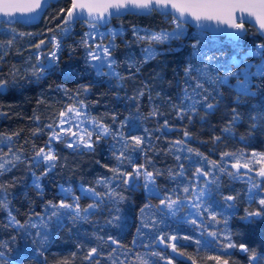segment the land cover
I'll return each instance as SVG.
<instances>
[{"label": "trees", "instance_id": "1", "mask_svg": "<svg viewBox=\"0 0 264 264\" xmlns=\"http://www.w3.org/2000/svg\"><path fill=\"white\" fill-rule=\"evenodd\" d=\"M69 6L70 0L50 4L36 25H0V79L9 81V87L0 93V137L12 136L11 144L0 148V157L8 153L9 147L20 156L13 167L0 173V185L6 190L9 205L7 210L0 208V251H4L14 264H96V260L85 259L93 247L102 253L96 258L100 264H112L113 260L117 264H141L143 260L148 264H168V259L172 264H193V260L195 264H216L209 259L212 256H221L229 264H248V254L239 248L241 244L264 257V219L253 218L250 223L243 219L246 211L253 212L258 207V203L249 201L251 185L245 179H234L227 174L232 173L233 164L249 163L252 177L257 178L254 173L264 166L259 162L251 163L252 153H264V125L252 128L250 119L254 111L264 109V79L253 77L251 82L256 95L242 98L239 104L234 87L221 86L219 92L222 95H216L213 87L205 83L204 87L215 96V101H219L218 107L207 115L199 108V114L193 115L191 122L177 116L185 89L191 94L195 85L192 77L198 75L192 71L186 76L185 69L189 65L199 69L207 64L208 76L223 77L229 71H238L232 62L237 51L243 55L264 39L249 25H245L246 32L238 42L224 36H209L186 26L182 37L157 44V54L145 60L142 45L146 41H136L133 28L140 30L142 35L171 29V16L157 12L125 14L112 18L108 24L121 30L114 38L117 47L112 53L115 71L122 77L117 79L98 75L88 61V45L82 43L85 40L82 23H73L68 33L61 34L63 26L60 23ZM52 36L61 45L56 69L37 79L31 72L37 65V57L47 63L48 47L38 50L35 45L40 41L49 42ZM8 40H12L10 45L6 43ZM197 40H200L199 54L192 47ZM246 61L256 65L261 63V58L247 56ZM252 71L255 72V68ZM205 78L200 82L204 83ZM229 84L234 86L236 78L230 77ZM78 101H83V111L89 119L108 125L113 133L123 135H109L96 141L93 130L92 149L67 147L69 140L66 137L54 140L51 150L57 156L55 166L42 175L45 172L34 162L35 154L40 148H49V138L60 120V113L69 106L78 107ZM183 106L186 107L187 102ZM233 108L241 118L230 133H224L222 129L232 118ZM154 111L157 114L151 115ZM185 131L191 133L187 144L174 146L175 141L185 139ZM136 136L143 138L139 148L132 140ZM215 136L221 139L214 141ZM188 146L198 149L207 161H216L218 166L227 169L224 173L219 170L218 174L210 173L214 183L202 205V208L207 207V212L194 218L187 207L173 216L160 206V200L166 195L188 201L186 197L190 198L191 193L185 194L184 187H205L202 179L194 180L196 169H204L196 160L201 157L182 150ZM122 150L127 159L121 164L117 156ZM224 152L236 153L239 159H221ZM240 153L244 155L241 157ZM8 158L11 159V155ZM255 159L259 161L260 158ZM181 164L183 176L177 175L173 179L172 175L181 171ZM139 165L154 173L159 195L146 193L141 178L137 182L130 180L127 186L122 180H112L110 187L123 199L103 197L100 206L87 220L74 223L71 213L61 209L67 214L60 223L56 224L55 217L49 221L48 217L55 211L52 205H58L62 200L72 203L73 195L80 197L81 208L94 202L79 194V185L105 193L108 189L98 184V180L112 178V169L119 167L122 172H130ZM34 175L39 176V188L33 182ZM257 179L264 187V178ZM59 187L71 188L72 193L66 198ZM254 191L260 193L259 189ZM260 195L264 193L257 195V202ZM227 196L235 199L226 201ZM229 204L233 207H228ZM8 210L24 225L23 229L11 225ZM210 214H215L219 223L212 221ZM192 219H196V224L191 222ZM32 224L37 227L32 228ZM145 224L150 226L144 227ZM37 231L47 238L44 243L34 245L32 241ZM211 232L230 235L231 242L237 247L227 249L225 255L219 245L228 241L223 235L219 239L209 236ZM161 236L165 237L163 243L159 240ZM172 236L177 240L168 239ZM198 239L202 245L205 241L214 242L211 247L197 246L195 241ZM172 243L176 244L175 253L170 246ZM154 252L161 256H152ZM109 253H112L111 258ZM181 253L185 255L181 256ZM263 262L264 259L260 264Z\"/></svg>", "mask_w": 264, "mask_h": 264}, {"label": "snow or ice", "instance_id": "2", "mask_svg": "<svg viewBox=\"0 0 264 264\" xmlns=\"http://www.w3.org/2000/svg\"><path fill=\"white\" fill-rule=\"evenodd\" d=\"M45 4V0H3L0 3V13L3 14V17L0 18V25L15 23L18 21L17 14H19L20 19H24L25 22L30 19H34L36 15L43 9ZM62 13L65 12V9L60 10ZM126 12H133L136 14H150L152 12H159L162 15H171L173 18V22L176 27L172 32H159V33H150L147 35H140V30L133 28V36L136 41H146L147 46L143 49L145 53V60L153 58L157 53L155 47L153 45L163 44L165 41L170 39H179L184 35L183 25L189 22V18L191 20L197 22V26L201 29V31L206 32L209 30L208 24L205 22L214 21L217 25H227L228 28L233 31L229 33V35L235 41H239L241 36L246 32L244 27L245 19H248L249 23H253L258 26V31L264 34V0H72L71 6L66 10V16L64 17V31H68L70 22L76 20H85L86 23L89 24L90 32L86 33L85 36L91 39L93 35L99 34L104 35L102 33H98L97 26L101 23H106L112 16L123 15ZM239 14V15H238ZM246 14V16H245ZM237 19L240 20L237 23ZM14 31V30H13ZM21 35H24L21 33ZM113 40L109 41L107 45L98 44L94 49L89 48L88 56L92 61H97V63L92 64V67L96 69L98 75H108L111 77H116L117 79H122L119 76V73L115 71L114 65L116 64L115 59L112 56V53L115 51L117 45L114 43V38L118 33H111ZM52 41L54 43V47L59 50L61 45L60 41L56 39V37H52ZM7 44H11L12 40H8ZM44 41H41L40 44H37L35 47L39 49ZM87 46V40L82 41ZM200 40H197L193 45V49L197 50V54H199V50L197 46L199 45ZM51 57L47 63H44L40 60V57H37V65L34 66L31 75L35 76L37 79L41 78L43 75L50 71H54L57 66V52L52 51L48 54ZM247 56H259L261 58V63L253 65L248 64L246 61ZM211 59V58H209ZM232 62L238 68L237 72H227L223 77H215L212 78L207 75L208 65L205 64L199 69H194L192 65H189L185 69L186 76H189L192 71H196L198 75L196 77H192L195 80V85L191 89V94H189L188 90L185 89L184 101H182V105L179 107L177 111V116L181 120L187 118L190 122L192 120L193 115L199 114V108H203L205 110V115L209 112L213 111L216 107H218L219 101H215V96L208 92V90L204 87V84L212 86L216 95H222L219 92V88L221 86H229L234 87L236 92V102L239 104L241 99L244 97L255 96L256 92L253 91L254 85L252 84L253 77H260L264 79V42L255 44L252 46L250 50L240 54L237 51L236 55L232 57ZM243 64L244 68H240L239 66ZM107 68L108 71L105 72L104 69ZM255 68V72L252 69ZM206 77V78H205ZM235 77L236 84L234 86L229 84V78ZM201 78L204 79V83H201ZM9 87V81L0 79V93H3ZM86 92L87 89L85 88ZM140 95H143L141 92ZM215 101V102H210ZM184 102H187V106H183ZM78 107L69 106L66 112L60 113V125L71 124L73 120L83 123L84 121L81 119V114L84 109L83 101L77 102ZM75 114L74 116L72 114ZM232 118L228 121L225 127L222 129L224 133H230L232 130V126L241 118L239 112L236 108L232 109ZM157 113L154 111L151 115H156ZM39 119V117H35ZM84 119H87L85 116ZM203 120L204 117L202 116ZM250 119L253 121L251 127L256 128L259 125H264V109L259 112L254 111L252 115H250ZM165 125H167V121H165ZM79 126V124L77 125ZM51 128V126H49ZM92 127L95 132V139L99 141L100 139L114 135L117 137H122V133H113L108 125L97 123L94 119L92 120ZM39 131V129L37 130ZM86 132V136L82 134H78L75 132H71V129L65 130L63 127H60L59 132L53 130V135L49 138L48 152H45L44 148H40L35 154V163L39 164L41 160L47 161V170L50 171L54 168V162L57 159V156L51 150V144L54 140H61L62 137L60 133H63L64 136L71 135L73 137V143L67 144V147H73L75 144L76 147H80L81 144L85 148L92 149L93 142H91V137L93 136V132L84 130ZM18 135V134H13ZM184 140H177L174 142V146H181L187 144V139L191 138V133L188 131L184 132ZM221 139L220 136L213 137L214 141H219ZM243 140V137H241ZM134 144L137 148L143 143L142 137H132ZM12 136H2L0 137V148L2 146H8L11 144ZM125 148H127V142L125 141ZM187 153H195L197 157L203 158L207 162V158L203 156V153L199 152L198 149H194L190 146L182 149ZM9 155H11V159H9ZM241 157L244 155L243 153L239 154ZM259 156V161L255 158ZM252 164L257 162L264 164V153H252ZM224 158H234L239 159L236 153L224 152L221 154V159ZM127 159L125 156V151H121L119 156H117V160L122 164L124 160ZM180 157L177 156V160ZM20 156L14 153L9 147L8 153H4L2 157H0V173L3 171L9 170L14 166L15 161H19ZM129 163L131 161L129 160ZM214 168L218 167V170L221 173L227 171L226 167L218 166L216 161L210 162ZM233 168L239 170L241 167L245 169L249 168V163H244L241 165L239 162L232 165ZM181 171L177 174H173L172 178L175 179L177 175L183 176V165H180ZM114 175L112 178H101L97 181L98 184L104 185L108 190L105 193L97 192L94 188H81V192L90 196L93 199V203L87 205L84 208H81L78 201L80 199L79 196H72V203H67L62 200L58 205H52V208L55 211L52 212L51 216L48 217L49 221L52 220L53 217L56 218V224L60 223V219L66 215L67 213L61 212V209L69 210L71 213V219L73 222L87 220L88 216L92 213V211L100 206L102 202V198L107 196L110 200L113 198L123 199L124 197L117 193L112 187H110L112 180L120 181L122 180L124 185H129L130 179L138 181V179L143 176L144 185L143 187L149 191L150 194H160V189L155 183L156 176L153 172L147 171L143 165L137 166L133 171L130 172H122L120 168L112 169ZM47 172L42 175H46ZM159 174V173H157ZM228 175H234L231 172L227 173ZM210 175V171H205L202 168H197L195 171V179L199 181L203 177H208ZM258 175L264 178V166H262ZM36 186L39 187V177L35 180ZM211 183L214 181H205V187L199 188L196 185H193L192 188L184 187L183 192L185 194L191 193V197L188 199V203L191 205V209H194V212L191 214L194 217L202 216L205 212H207V207H203L202 205L209 196L211 191ZM256 189L260 190V193H264V187L261 184L253 183L249 189V201L253 203H258L257 210L253 212H247L243 217L245 222H252L253 218H261L264 219V195H260V198L257 202V195L260 194ZM61 191L65 194L67 198L69 194L72 193V189H61ZM6 190H4L3 185H0V208L7 210L9 208L8 201L6 198ZM235 197L227 196L225 197L226 201H232ZM51 203V202H49ZM160 205L168 210V214L175 215L177 212L181 211L183 207H187L188 204H184V202L180 199H172L171 196H164L163 199L160 200ZM147 207V206H146ZM228 207H233V205L229 204ZM143 212V209L141 210ZM211 220L219 223L216 220L215 214H210ZM8 218L11 225L16 226L20 229L24 228V225L20 224L18 220H16L15 216L12 215V212L8 210ZM43 219V218H41ZM193 224H196V219H192ZM149 224H145L144 227H149ZM32 228H36V224L31 225ZM44 228L47 227L46 224L43 225ZM223 235L224 240L228 241L227 243L219 245L222 247L227 255V249H233L237 246L231 242L230 235H224L223 233L211 232L209 236L219 239L220 236ZM35 239H33L32 243L42 244L46 240V235L42 236L41 231H37L35 233ZM111 240V237H109ZM171 241H176L177 237L172 236L170 238ZM184 239H192V237H184ZM15 240V237H13ZM161 243L164 242L165 237H159ZM214 241H205L202 245L201 240H196L195 243L197 246H209ZM113 243H116L113 241ZM172 251L177 252L176 244L172 243L171 245ZM4 247H7L4 245ZM239 248L248 254V264H260V261L264 259V257L260 256L255 250H250L244 244L239 245ZM216 250V249H213ZM8 251H11L10 249ZM33 251H37V249H33ZM116 249H113L115 252ZM102 253L98 251L97 248H91L87 255L85 256L86 260L92 261L96 260V264H100L97 257L101 256ZM181 256L185 255L183 253ZM109 258L112 257V253L108 254ZM152 256H161V253L154 252ZM139 258V257H138ZM163 258V257H161ZM191 259V257H189ZM209 259L214 260L216 264H229L228 260H224L221 256H212ZM0 264H14L6 255L4 251H0ZM112 264H117L115 260H113ZM123 264V262H120ZM141 264H148L147 260L141 261ZM168 264H172V260L168 259ZM193 264L195 261L193 260Z\"/></svg>", "mask_w": 264, "mask_h": 264}, {"label": "rangeland", "instance_id": "3", "mask_svg": "<svg viewBox=\"0 0 264 264\" xmlns=\"http://www.w3.org/2000/svg\"><path fill=\"white\" fill-rule=\"evenodd\" d=\"M170 22L172 23V28L171 29H164V30H162L160 32H169V33L172 32L173 29H175V27H176L175 23L173 22V18L172 17L170 19ZM80 23H82V26H83V28L85 30L84 34L89 33L91 31L88 23H86V22H80ZM72 26H73V24H70L69 28H68V31H66V32L64 31V27L65 26L61 27V34L65 35L66 33H68L72 29ZM97 28H98V33H102L104 35L95 34V35H93V37L91 39H89L88 37L85 36V40H87V45H88V48H87V59H88V61L90 62L91 65L94 64V63H97V61H92L91 58L88 56L89 48L94 49L96 47V45H98V44L107 45L109 43V41L113 40V37L110 35L111 33H113V32L120 33L121 32L120 29H118L116 27H113V26H109V25H107L105 27L97 26ZM183 31H184V33L186 32V25H183ZM156 33H159V32H156ZM25 34H27V33H25ZM140 35H142V34H140ZM52 37H54V36H52ZM52 37L49 38V42H47V41L45 42L44 41V43L39 48V49H41L43 47H48V50H47V52L45 54V57L48 59V61L51 60V57L48 55L50 52L56 51L57 55H58V50L54 47V43L52 41ZM169 41L170 40L165 41L164 43H167ZM40 42L37 43V44H40ZM146 46H147V42H146V44L142 45V52H143L144 56H145V53H144L143 49ZM153 47H155L156 51H158L157 44L153 45ZM35 49H37V48L35 47ZM94 70L96 71V69H94ZM104 71L107 72L108 69L105 68ZM96 73H97V71H96ZM67 109H66V111H67ZM72 115L74 116L75 114L73 113ZM85 116H86L85 112L82 111L81 119L84 121L83 123H80L78 121L73 120L70 125L69 124L60 125V120H59V122H58V124H57V126H56V128L54 130L56 132H59L60 127H63L65 130H68L70 128L71 132H75V133L82 134V135L86 136V132L84 130L86 129L87 131H91L92 132L93 131V127H92V120L89 119L87 116H86L87 119H84ZM60 119H61V117H60ZM78 124H79V126H77ZM165 129H168V128L165 127ZM52 135H53V132L51 133V136ZM60 135H61L62 138L66 137L69 140V143H73V137L71 135L64 136L63 133H60ZM73 146H75V144H73ZM81 146H83V144H81ZM48 150H49V148L45 149V152H48ZM196 160L198 161L200 166H202L204 169L210 171V173H212L213 175L219 173L218 167L214 168L213 165L209 161L206 162L203 158L196 159ZM34 162H35V157H34ZM47 165H48V162L47 161H43V160H41V162L38 164V166L41 167L43 172H47L48 171L47 170ZM135 168L136 167H133V169H135ZM232 173L234 175H231V177H233L234 179H245L250 185H252L253 183L258 184V179L257 178L260 177L258 175V172L257 173L253 172L255 174V176L257 177V178H253L252 175H251L252 172L249 171V169H245L243 167H241L239 170H237L236 168H233ZM37 177H39V176L38 175H34V177H33V182H34L35 185H36L35 180H36ZM140 178H141V181H142V185H144L143 176H141ZM129 179L132 180L133 178H129ZM194 180H195V182H199V181H197L195 179V177H194ZM202 180H203L204 183H205V181H209L210 182L211 178L209 176L208 177H203ZM135 182H137V181H135ZM202 187H204V186H202ZM62 188L63 189H68V187H59V191L61 193H63L61 191ZM81 188H85V187H83L81 185L78 186L79 194L81 196H86V195H84L81 192ZM85 189H87V188H85ZM144 190H145L146 193L150 194L147 189L144 188ZM154 195H156V194H154ZM88 197H90V196H88ZM184 203L188 204L187 208H188V211H190V213L195 211L194 209H191V205L188 203V201H186ZM161 207H163V206H161ZM67 211H69V210H67ZM192 217L194 218L193 215H192ZM263 264H264V262H263Z\"/></svg>", "mask_w": 264, "mask_h": 264}, {"label": "water", "instance_id": "4", "mask_svg": "<svg viewBox=\"0 0 264 264\" xmlns=\"http://www.w3.org/2000/svg\"><path fill=\"white\" fill-rule=\"evenodd\" d=\"M56 1H57V0H45V4H44V6H43V9L39 12V14L36 15V17H35L34 19L27 20V22H25L24 19H20V18H19V14H17L18 21L15 22V23H12L11 25L16 24V23H17V24H20V25H23V26H31V25H36V24H38V23L41 21L43 15H44L46 9L49 7V5L52 4V3H55ZM2 2H3V0H0V3H2ZM71 2H72V0H70V6H71ZM70 6H69V7H70ZM69 7H68V8H69ZM157 13H158V14H161V13H159V12H157ZM125 14H136V13H133V12H126V13H124L123 15H125ZM123 15L112 16V17H111L106 23H101V24H99L98 26H99V27H105V26H107V25L109 24V22H110V20H111L112 18H115V17H121V16H123ZM138 15H147V14H138ZM161 15H162V14H161ZM238 15H239V14H238ZM65 16H66V12H65V14H64V16H63V18H62V21H61V23H60V26H65V25H64V17H65ZM169 16H171V15H169ZM245 16H246V14H245ZM2 17H3V14L0 13V18H2ZM171 17H172V16H171ZM75 22H85V20H76V21L70 22V24H73V23H75ZM239 22H240V20L237 19V23H239ZM205 23L208 24V26H209V30L205 32V33L208 34L209 36H224V37H226V38H228V39L234 40V39H232V37L229 35V33H231L233 30L230 29V28H228L227 25H223V24H221V25H217L216 22H214V21H208V22H205ZM70 24H69V25H70ZM5 25H9V24H5ZM184 25H186V26H188V27H190V28H193V29H195V30L201 31V29L197 26V22L191 20V18H189V22H188V23H185ZM245 25H249V26L253 27V28L257 31V33H258V34L264 39V34H262V33H260V32L258 31V26L254 25L253 23H249V22H248V19H245V21H244V27H245ZM245 29H246V27H245ZM202 32H203V31H202ZM243 35H244V34H243ZM243 35H242V36H243Z\"/></svg>", "mask_w": 264, "mask_h": 264}]
</instances>
